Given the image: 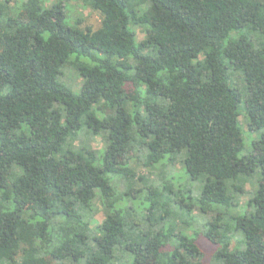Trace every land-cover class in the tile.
I'll return each mask as SVG.
<instances>
[{"label": "trees", "instance_id": "1", "mask_svg": "<svg viewBox=\"0 0 264 264\" xmlns=\"http://www.w3.org/2000/svg\"><path fill=\"white\" fill-rule=\"evenodd\" d=\"M70 1L0 0V264H264V0Z\"/></svg>", "mask_w": 264, "mask_h": 264}, {"label": "rangeland", "instance_id": "2", "mask_svg": "<svg viewBox=\"0 0 264 264\" xmlns=\"http://www.w3.org/2000/svg\"><path fill=\"white\" fill-rule=\"evenodd\" d=\"M71 5V10H73L74 13L76 12H80L83 14V16L86 17V22L85 24L88 25H92V26H96L99 24V15L96 12H93L91 9L89 8H84L81 6V4L79 3L78 0H71L70 3ZM68 19L70 20V18L68 17ZM69 20H67L68 22H70ZM136 32V37L138 40H141L144 37V32L141 30V28H136L135 29ZM67 79H65V81L69 84L72 85L73 89L75 92H79L81 89V78L72 70H69V73L67 74ZM242 89V91H244V89L242 87H240ZM241 111L244 110V105L241 104L240 106ZM240 121L243 124L245 130H244V135H245V143H246V149H250L251 148V144L253 142V140L257 137H259L261 135V131L262 130H258V131H250L247 128V124H246V118L244 114L240 115ZM88 139L91 140L92 145L97 148V149H101L102 147L105 146L106 140L104 139V137L102 136H96L93 134H88L87 135ZM158 169H160V166H158ZM175 169H176V173L178 172L181 173L182 171V165L180 163H176L175 164ZM141 170H143V168H141ZM184 174L182 172V178H184ZM165 178H168V176H165ZM251 187L250 185L246 186V190H250ZM248 198V195H244L243 196V200H246ZM136 205V210L140 211L143 209L144 206L147 205L146 202L141 201V200H137V202L135 203ZM97 221L101 222L104 219V215L102 212H99L96 216ZM200 240V238H199ZM200 244L203 246L204 248V257L207 261V263L210 262L211 260V256L215 250V247L212 246L211 243H208L207 241H205V239L202 237L201 240L199 241ZM210 264V263H209Z\"/></svg>", "mask_w": 264, "mask_h": 264}]
</instances>
